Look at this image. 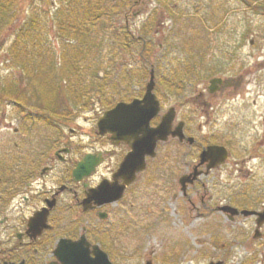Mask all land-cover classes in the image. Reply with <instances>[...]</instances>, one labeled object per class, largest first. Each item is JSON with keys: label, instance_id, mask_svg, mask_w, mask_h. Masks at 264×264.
<instances>
[{"label": "flooded vegetation", "instance_id": "1", "mask_svg": "<svg viewBox=\"0 0 264 264\" xmlns=\"http://www.w3.org/2000/svg\"><path fill=\"white\" fill-rule=\"evenodd\" d=\"M149 1L153 2L134 0L117 19L109 35L105 69L87 62L102 48L86 47L74 63L61 62V78L57 83L51 80L57 89L51 100L27 93L38 87L37 83L45 82L35 77L21 76L18 83L10 80V85L0 90L2 102L12 105L18 118L17 125L10 121L7 127L12 130L10 141L0 139V264H64L61 239L77 241L83 235V250L88 257L96 256L94 245H99L113 264L115 227L108 220L114 207L124 201L146 171L161 162L184 167L176 186L181 194L188 199L198 194L202 214L203 210L208 214L218 211L222 221L237 225L236 236L254 244L252 258L260 260L258 254L264 248V93L259 89L264 88V81L257 82L254 90L244 85V72L233 74L228 70L214 74L194 93L192 52L180 45L181 57L175 56L178 47L171 35L176 33L169 34L165 26L166 20L178 23L186 17L192 4L175 0L163 6L159 0L151 7ZM220 1L219 7L218 0L204 4L208 19L218 21L223 17L220 13L225 3ZM147 54L154 55V61ZM229 59H234L233 55ZM30 65L35 72L44 70V66L27 64L28 68ZM152 73L157 102L149 121L140 120V110L128 106L122 112L123 135L110 127L113 119L102 132L99 119L104 113L120 101L144 99ZM213 78L219 80L212 83ZM136 82L139 88L129 94L127 90ZM120 93L121 99L114 102ZM152 110L153 104L145 106V111ZM41 120L54 127L52 133L37 132ZM156 129L163 133L157 134ZM146 130L154 132L146 134ZM153 145L154 155L153 149L148 151ZM210 145L218 148L202 162L201 154ZM145 150L146 168L125 187L122 198L101 204L102 197L89 198L91 188L104 179L123 183L122 177L115 179L121 163L132 152L141 157ZM81 162L95 168L76 179L73 172ZM184 174L188 180L182 184L180 177ZM67 215L71 217L68 230ZM153 224L149 226H157ZM165 239L163 244L169 240ZM139 242L132 250L126 249L123 256L135 252L144 264H172L167 256L175 252L174 247L164 255L162 250L155 254L154 249L143 247V240ZM58 245L59 255L55 252ZM212 262L223 264L224 259H212L208 264Z\"/></svg>", "mask_w": 264, "mask_h": 264}, {"label": "rangeland", "instance_id": "2", "mask_svg": "<svg viewBox=\"0 0 264 264\" xmlns=\"http://www.w3.org/2000/svg\"><path fill=\"white\" fill-rule=\"evenodd\" d=\"M133 1L19 0L15 8L6 11L4 28L0 26V40H2L0 80L3 81L0 82V90L10 85L8 84L10 80L18 83L21 76L29 79L35 77L33 70H30L31 65L30 68L27 66L28 58L19 53L24 43L28 44V52L41 54L43 58L46 57L44 55H48V68L41 73L42 76H45L47 72L51 73L50 80L37 83L38 87L33 86L32 89H28V94H42L45 99L48 97L47 99L51 100L57 90L53 87L51 80L54 79L57 83V79L61 78L64 48L78 46L81 41L85 48H102L95 51L94 59L87 62L95 64L96 69H105L112 27ZM160 1L163 6H168L175 0ZM185 1L192 4L186 17L178 23L164 21L167 32L176 33L171 35L172 41L178 47L175 56L181 57L180 45L187 46L192 52L190 64L194 71V89L197 88L194 93L204 88L214 74L228 70L233 74L244 72L247 77L244 85L255 90L256 83L260 80L264 81V13L252 10L248 6L249 1L246 0H223L226 8L223 7L220 13L223 17L213 21L207 18L203 9L204 4L209 0ZM252 1L264 3V0ZM158 2L159 0H153L148 3H151L153 7ZM220 4L221 1L218 0L216 5L219 7ZM87 6L90 8L86 9ZM83 10H89L87 15H84ZM10 16L12 17L8 19ZM1 21L2 18H0V25ZM62 22L65 23L62 25ZM83 22L89 26V29H86L87 36L84 33L83 40H78L69 32L63 33L64 28H70L76 23L80 25ZM67 23L71 24L67 26ZM62 26H64L63 29ZM21 28H25L27 34L20 36ZM19 36L20 42L17 41ZM251 39H254L253 43ZM232 49L236 51L233 52ZM230 52L232 54H229ZM50 54L51 57H49ZM229 55H233L234 59H229ZM147 56L148 58L152 56L154 61V55L147 54ZM243 65L247 67L244 69ZM138 88L139 83L136 82L127 91L129 94H135ZM260 90L264 93V88H260L259 92ZM6 93L9 94L8 91ZM255 93L253 91V94ZM121 94L115 95L114 102L121 99ZM2 101L3 99L0 98V139L8 142L12 137L10 133L12 130L7 127L10 126V121L17 125L18 118L14 117L15 108ZM101 107H104L102 102ZM4 111H6L5 115H3ZM37 125V132H53L54 127L42 120ZM171 164L155 163L154 167L146 171L128 192L124 201L115 205L114 212L108 220L112 221L115 227L113 229V264H144L145 260L139 259L135 252L129 253L127 258L123 256L125 250L135 248L136 244L140 243V239L143 240V247L146 250L154 249L155 254L162 250L164 255L170 247H174L175 252L167 256L172 264H208L212 259H224L223 264H264V256L262 257L264 248L260 249L261 253L258 254L259 261L252 258L251 252L255 245L241 241L236 236L237 225L231 226V222L222 221L218 211H210L211 214H208V211L203 210L205 214H202V208L198 209L202 207L201 197L198 194L197 198L193 196L192 199L181 194V188L176 186L178 175L182 173L184 167ZM104 171L105 168L102 172ZM207 197L208 194L205 197V201L208 202ZM124 208L127 210H123ZM70 219L71 217L67 215L66 230L70 228ZM135 223L141 228L137 229L138 226H134ZM153 223L157 226H149ZM165 238L169 240L163 244Z\"/></svg>", "mask_w": 264, "mask_h": 264}, {"label": "water", "instance_id": "3", "mask_svg": "<svg viewBox=\"0 0 264 264\" xmlns=\"http://www.w3.org/2000/svg\"><path fill=\"white\" fill-rule=\"evenodd\" d=\"M219 80V78H213L211 80L212 83H215ZM155 86V77L154 73H152L151 79L147 84V90L145 93V97L142 100L135 99L132 103H126L124 101H120L110 110H107L104 115L99 119V127L102 132H105L106 129L109 127V121L114 120L112 126L114 131L119 135H123V118L122 112L128 108L131 110L139 109L140 112L138 114V118L145 119L149 121L152 115L156 112V94L154 93L153 89ZM144 103V104H142ZM153 104V110L150 112L145 111V106ZM158 130L157 134L163 133V130ZM154 132L146 130V134ZM148 147V146H146ZM154 145L151 146L148 151H152L154 155ZM217 145H210L208 149H205L201 154V161L204 162L206 159L210 158L209 154L211 153V157L215 150L217 149ZM143 151V150H142ZM135 152V151H134ZM134 152L130 155V157L123 160L121 163L116 175L115 179L117 180L119 177L124 179L123 183H118L115 181L112 183L109 179H104L98 186L91 188L89 192V198L91 197H102L98 203H103L106 201H116L124 195L125 187L132 183L134 180L137 179V175L139 172L145 170L146 168V160H145V152H142L141 157H137L133 155ZM138 163H132V160H138ZM215 163V162H214ZM95 166L93 165H86L84 162H81L75 169H74V176L77 178L83 177V174H90L92 173ZM198 172H195L197 175ZM187 174H184L180 177V183L184 184L188 180ZM184 189V187H183ZM85 240L86 237L83 235L80 240H72L70 238H62L61 239V260L64 264H112L111 260L109 259L106 252H104L99 245H94V251L96 252L95 257H88L87 253L83 250L85 248ZM81 249V250H80ZM55 252L59 255V245L55 249ZM222 262H212L211 264H221ZM10 264H24V262L20 263H10Z\"/></svg>", "mask_w": 264, "mask_h": 264}, {"label": "trees", "instance_id": "4", "mask_svg": "<svg viewBox=\"0 0 264 264\" xmlns=\"http://www.w3.org/2000/svg\"><path fill=\"white\" fill-rule=\"evenodd\" d=\"M19 0H1L0 1V14H1V18H2V21H1V28H4L5 24H6V19L4 20V16H6V11H10L11 8H15L16 4L18 3ZM246 1H249V7L252 8V10H255L256 12H262L264 13V3L263 2H254L252 0H246ZM100 2V1H99ZM251 3H253V5H251ZM90 8L89 6H87L86 9ZM84 11V15H87L86 13L89 12V10H83ZM9 15V14H8ZM12 16H10L8 19H10ZM63 23L65 22H62V25ZM71 23H67L66 25L69 26ZM79 23H76V24H72L70 26V28L67 27V29L64 28V26H62V29L64 30V34H69L71 33L72 36L75 35V37L78 39V40H83L84 38V33H86V29H89V26L88 25H85L86 23H81L80 25H78ZM78 25V26H76ZM78 27V28H77ZM28 30V29H27ZM75 30H76V33H75ZM29 31V30H28ZM27 34L26 32V29L24 28H21L20 30V36L21 34ZM75 33V34H74ZM19 36V38L17 37V41L20 42L21 41V37ZM27 36V35H26ZM86 36H87V33H86ZM31 38V37H30ZM27 43H24L21 48L19 49V53H21L22 55L26 56V58H28L27 60V64H35V63H38V64H35V65H38L39 68H43L47 69L48 68V55H44L46 57L43 58V56L41 54H34V52L30 51L28 52L27 51ZM26 47V48H25ZM85 48V45L82 44V41H81V44L78 45V46H73V47H66L64 48L63 50V65H68L70 63H74L75 62V57L78 56L77 54L81 51H83V49ZM26 49V50H25ZM23 52V53H22ZM51 53V52H50ZM17 56V55H16ZM49 57H51V54L49 55ZM46 65V67H45ZM66 67V66H65ZM42 70H39L37 72L35 71H32V72H35L34 74L35 75V78L37 79H45V80H50V75L51 73L50 72H47L45 74V76H42V73H41ZM7 96L9 97L10 96V93L7 94ZM12 97V96H11Z\"/></svg>", "mask_w": 264, "mask_h": 264}]
</instances>
